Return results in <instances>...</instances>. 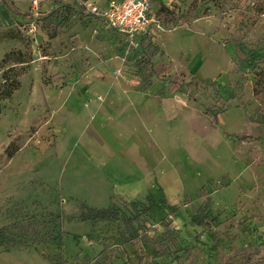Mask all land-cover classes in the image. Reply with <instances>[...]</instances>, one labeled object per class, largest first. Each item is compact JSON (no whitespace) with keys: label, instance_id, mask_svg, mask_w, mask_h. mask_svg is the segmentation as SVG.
I'll list each match as a JSON object with an SVG mask.
<instances>
[{"label":"rangeland","instance_id":"374dc122","mask_svg":"<svg viewBox=\"0 0 264 264\" xmlns=\"http://www.w3.org/2000/svg\"><path fill=\"white\" fill-rule=\"evenodd\" d=\"M112 1L0 0V264H263L264 0H148L133 43ZM150 197L159 246L81 218Z\"/></svg>","mask_w":264,"mask_h":264},{"label":"built area","instance_id":"2783aa9c","mask_svg":"<svg viewBox=\"0 0 264 264\" xmlns=\"http://www.w3.org/2000/svg\"><path fill=\"white\" fill-rule=\"evenodd\" d=\"M93 12L132 43L141 34L149 32L154 25L160 26L151 12L148 0H114L106 8L95 7Z\"/></svg>","mask_w":264,"mask_h":264},{"label":"trees","instance_id":"16d2710c","mask_svg":"<svg viewBox=\"0 0 264 264\" xmlns=\"http://www.w3.org/2000/svg\"><path fill=\"white\" fill-rule=\"evenodd\" d=\"M17 86V85H16ZM16 88L15 86L12 87L8 94L11 93L12 89ZM149 203H141L138 201H132V213L131 215H127L125 212H122V210L119 207H105V208H90L87 211H84L81 214L82 219H89L92 221H98V220H110V219H122L126 225H134L136 224L138 229H142L143 233L147 236H151L154 240V245L159 246L161 243L160 240H158L159 237H156L154 235H151L149 232L151 230V225L149 224V218L151 216V211L154 207V199L149 198ZM126 205L128 202H125ZM204 221V224H207L206 222H209V217L206 215L202 218ZM9 230V229H8ZM155 238V239H154ZM117 256V253L115 251V248L113 246H105L98 255H96L93 258L86 259V264H114L113 260ZM54 263L59 264L62 263L60 260H57L56 258L51 257ZM121 264H129L128 262H123ZM264 264V262H263Z\"/></svg>","mask_w":264,"mask_h":264}]
</instances>
